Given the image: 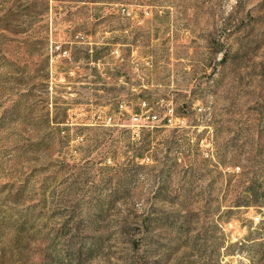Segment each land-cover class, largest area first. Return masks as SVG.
<instances>
[{
	"label": "rangeland",
	"instance_id": "374dc122",
	"mask_svg": "<svg viewBox=\"0 0 264 264\" xmlns=\"http://www.w3.org/2000/svg\"><path fill=\"white\" fill-rule=\"evenodd\" d=\"M263 178L264 0H0V264H264Z\"/></svg>",
	"mask_w": 264,
	"mask_h": 264
},
{
	"label": "trees",
	"instance_id": "16d2710c",
	"mask_svg": "<svg viewBox=\"0 0 264 264\" xmlns=\"http://www.w3.org/2000/svg\"><path fill=\"white\" fill-rule=\"evenodd\" d=\"M90 55V54H89ZM102 58V56L97 53L94 55L93 60L99 61ZM149 139H143V144L147 146L149 144ZM264 182V178H263ZM237 201H235V206H251V205H258V206H264V187L261 185H251L246 188L245 194L240 193V195L237 197ZM263 245L264 246V236L261 237L258 243H255L254 245Z\"/></svg>",
	"mask_w": 264,
	"mask_h": 264
}]
</instances>
